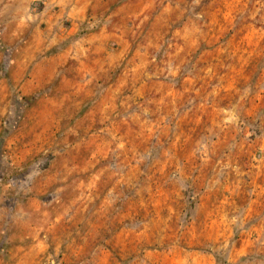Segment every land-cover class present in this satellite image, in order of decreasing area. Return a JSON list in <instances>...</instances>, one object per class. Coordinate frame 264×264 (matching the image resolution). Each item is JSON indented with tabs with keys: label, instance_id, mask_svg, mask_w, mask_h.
Instances as JSON below:
<instances>
[{
	"label": "rangeland",
	"instance_id": "374dc122",
	"mask_svg": "<svg viewBox=\"0 0 264 264\" xmlns=\"http://www.w3.org/2000/svg\"><path fill=\"white\" fill-rule=\"evenodd\" d=\"M0 264H264V0H0Z\"/></svg>",
	"mask_w": 264,
	"mask_h": 264
}]
</instances>
